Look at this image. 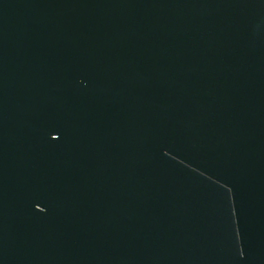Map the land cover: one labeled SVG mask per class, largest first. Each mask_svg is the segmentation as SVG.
I'll list each match as a JSON object with an SVG mask.
<instances>
[{"label": "water", "instance_id": "1", "mask_svg": "<svg viewBox=\"0 0 264 264\" xmlns=\"http://www.w3.org/2000/svg\"><path fill=\"white\" fill-rule=\"evenodd\" d=\"M0 264H264V0H0Z\"/></svg>", "mask_w": 264, "mask_h": 264}]
</instances>
